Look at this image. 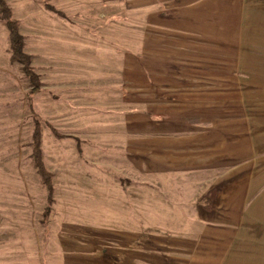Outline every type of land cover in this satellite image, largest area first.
Returning a JSON list of instances; mask_svg holds the SVG:
<instances>
[{
	"label": "crops",
	"instance_id": "obj_1",
	"mask_svg": "<svg viewBox=\"0 0 264 264\" xmlns=\"http://www.w3.org/2000/svg\"><path fill=\"white\" fill-rule=\"evenodd\" d=\"M6 1L27 52L54 69L109 67L121 44L105 21L131 12L129 0ZM132 12L134 47L150 49L132 106L126 75H50L93 90L54 121L79 134L41 138L54 202L38 264H264V0H132Z\"/></svg>",
	"mask_w": 264,
	"mask_h": 264
},
{
	"label": "rangeland",
	"instance_id": "obj_2",
	"mask_svg": "<svg viewBox=\"0 0 264 264\" xmlns=\"http://www.w3.org/2000/svg\"><path fill=\"white\" fill-rule=\"evenodd\" d=\"M128 2L131 4L129 6L131 12L121 17L118 24L110 19L104 20L107 26L104 34L108 41L111 44H121V48H117L116 53H114L115 49H109V67L107 68L102 69L90 63L77 62L68 66L60 65L54 69L43 59L33 57L23 47V51L29 56L30 66L37 76L38 88L33 93L30 91L34 84L24 72L23 65L11 58L8 30L5 23L0 20L1 264H22L28 258L30 264L41 262L40 255L44 249L47 220L53 202L49 203L48 190L34 165L32 135L35 120L39 121L41 138L55 136L48 125L56 128L54 121L60 114V110L64 109V105L85 102L93 90L90 87L87 88L90 83L87 81L85 90L79 86L75 89V95H72L68 86L64 87L62 84L61 86L60 83L55 86L50 75H70L72 72H76L77 75H95L103 70L109 72L108 75H126V80L120 83V89L124 91L122 93L125 95L127 107L133 105V75H146L144 84L149 83L150 49L134 47L135 18L132 12V0ZM12 17L18 20L13 13ZM69 18L84 20V17L78 16ZM18 23L19 33L23 35L20 31V20ZM148 33L147 30V36ZM78 84L81 85L79 82ZM113 89H117V86L110 87V90ZM90 112L87 107L86 113ZM102 112L105 114L104 110L99 111V113ZM79 113L82 114L81 111ZM56 129L65 135L61 138L71 135L66 132L79 134L77 129L76 131L65 128ZM80 134H83V129ZM43 163L45 165L44 161ZM48 209L49 212L45 216Z\"/></svg>",
	"mask_w": 264,
	"mask_h": 264
},
{
	"label": "trees",
	"instance_id": "obj_3",
	"mask_svg": "<svg viewBox=\"0 0 264 264\" xmlns=\"http://www.w3.org/2000/svg\"><path fill=\"white\" fill-rule=\"evenodd\" d=\"M46 7L49 10H52L59 16H62L63 18H66V15L56 10L54 7L50 5H46ZM0 20L5 23L7 30H8V40H9V47L11 52V58L18 61L23 65L24 72L28 75V77L31 79L32 84H34V87L31 89V93H33L38 88V81L37 76L33 72L32 67L30 66L29 62V56L23 51L24 47V37L19 33L18 30V20L14 19L12 17V11L11 7L7 3L6 0H0ZM52 133L57 138L64 137L65 135L58 132L56 128H54L52 125H48ZM33 140H32V155L34 159V165L37 169V172L39 173L43 183L46 185V188L48 190V201L49 203L54 202L53 199V182H52V173L46 169L44 163H43V156H42V149H41V133H40V127H39V121L35 120V126L33 131ZM49 207V206H48ZM47 207V208H48ZM49 212V209L46 210V214Z\"/></svg>",
	"mask_w": 264,
	"mask_h": 264
}]
</instances>
